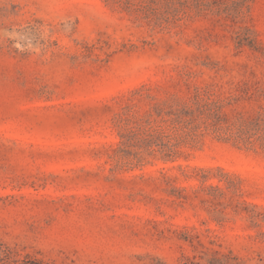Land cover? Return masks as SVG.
<instances>
[{
  "label": "rangeland",
  "instance_id": "374dc122",
  "mask_svg": "<svg viewBox=\"0 0 264 264\" xmlns=\"http://www.w3.org/2000/svg\"><path fill=\"white\" fill-rule=\"evenodd\" d=\"M0 264H264V0H0Z\"/></svg>",
  "mask_w": 264,
  "mask_h": 264
},
{
  "label": "trees",
  "instance_id": "16d2710c",
  "mask_svg": "<svg viewBox=\"0 0 264 264\" xmlns=\"http://www.w3.org/2000/svg\"><path fill=\"white\" fill-rule=\"evenodd\" d=\"M214 118H215V123H218V119H219V116L217 114H214ZM254 128L256 130H258L259 126L258 125H254ZM239 133L241 134V136H243L240 140L242 142H244L245 144H251V140L253 138V135H250L249 134V131H239Z\"/></svg>",
  "mask_w": 264,
  "mask_h": 264
}]
</instances>
